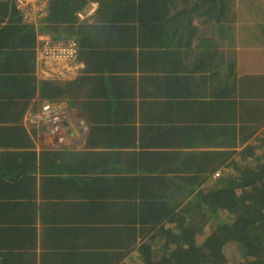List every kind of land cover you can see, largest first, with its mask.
I'll return each instance as SVG.
<instances>
[{
	"label": "crops",
	"instance_id": "1",
	"mask_svg": "<svg viewBox=\"0 0 264 264\" xmlns=\"http://www.w3.org/2000/svg\"><path fill=\"white\" fill-rule=\"evenodd\" d=\"M4 1L0 264H144L142 209L242 159L244 126L245 144L263 134L264 0H61L53 33L84 65L53 85L59 134L37 117L49 31L13 26Z\"/></svg>",
	"mask_w": 264,
	"mask_h": 264
},
{
	"label": "trees",
	"instance_id": "2",
	"mask_svg": "<svg viewBox=\"0 0 264 264\" xmlns=\"http://www.w3.org/2000/svg\"><path fill=\"white\" fill-rule=\"evenodd\" d=\"M3 4L13 26H44L55 36L53 21L61 20V8L66 9L68 2L50 0L49 13L38 25L24 19L15 0ZM222 4L220 13L235 11V0H222ZM252 29L264 30V26ZM55 81L59 80L47 79L42 87L50 101H57ZM247 131L245 126L241 130L242 159L228 161L217 175L184 176L179 183L167 185L170 189L159 195L160 200L142 209L140 234L145 233L146 240L139 251L144 264H226L231 243L241 264H264V149L256 152L264 129L255 142L245 144Z\"/></svg>",
	"mask_w": 264,
	"mask_h": 264
},
{
	"label": "built area",
	"instance_id": "3",
	"mask_svg": "<svg viewBox=\"0 0 264 264\" xmlns=\"http://www.w3.org/2000/svg\"><path fill=\"white\" fill-rule=\"evenodd\" d=\"M15 1L23 12L24 19L31 23H37L46 14V6L50 0ZM83 65L79 59V44L75 38L55 37L48 32L41 34L39 55L41 78L71 79L79 74ZM37 117L42 120L50 132L59 134L64 120L68 117V112L58 102L45 100Z\"/></svg>",
	"mask_w": 264,
	"mask_h": 264
},
{
	"label": "rangeland",
	"instance_id": "4",
	"mask_svg": "<svg viewBox=\"0 0 264 264\" xmlns=\"http://www.w3.org/2000/svg\"><path fill=\"white\" fill-rule=\"evenodd\" d=\"M263 149H264V135H263V138L261 139V146H259L257 144V151L256 152H258V154H259L260 151ZM227 253H228L229 260L226 264H241L243 262V260L241 259L240 255L237 251L236 246L233 245L232 243L227 248Z\"/></svg>",
	"mask_w": 264,
	"mask_h": 264
}]
</instances>
